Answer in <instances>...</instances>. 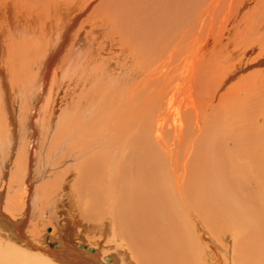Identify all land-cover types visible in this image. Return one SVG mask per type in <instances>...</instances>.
I'll return each mask as SVG.
<instances>
[{"label":"bare ground","instance_id":"bare-ground-1","mask_svg":"<svg viewBox=\"0 0 264 264\" xmlns=\"http://www.w3.org/2000/svg\"><path fill=\"white\" fill-rule=\"evenodd\" d=\"M255 51L264 0H0V264H251L264 66L228 84Z\"/></svg>","mask_w":264,"mask_h":264},{"label":"rangeland","instance_id":"rangeland-1","mask_svg":"<svg viewBox=\"0 0 264 264\" xmlns=\"http://www.w3.org/2000/svg\"><path fill=\"white\" fill-rule=\"evenodd\" d=\"M258 51H255V52H251L249 55L248 54H244V56H242V57H247V58H245L244 59V61L240 64L242 67H244V70H242V72H241V70H239L240 71V73H238L236 76H234V78L232 79V81L228 84V86L230 85V84H233L234 82H237V81H239V80H241V79H243V78H246L247 76H249L251 73H253L254 71H256L257 69H259V68H262L263 66H264V54H262L261 56H263V57H259L260 58V61L259 60H257V56H258ZM263 65V66H262ZM34 69L32 68V70H31V72L33 71ZM15 78V77H14ZM11 79V78H10ZM12 81H13V77H12V79H11ZM14 80H16V79H14ZM18 80H16V82H17ZM14 82V81H13ZM13 83V86H15L17 89H15V91H20V89H23V88H21V86H19V82H17V83ZM23 86V85H22ZM228 86L227 87H225V89H227L228 88ZM224 89V90H225ZM14 91V92H15ZM55 96L56 95H54V97H53V99L55 98ZM15 98V97H14ZM15 100V99H14ZM52 104H54V102H52ZM52 106V107H51ZM49 108V109H48ZM47 113H46V122H48L51 118H53V105H50V106H47ZM49 111H50V113H49ZM4 138H7V137H3V138H0V179H1V176H2V174L3 173H5V172H7V169L8 168H6L5 170H4V167H3V162H4V159H6L5 157L7 156V154H8V143L6 144V141L8 140V138H7V140L6 139H4ZM5 142H4V141ZM3 144V145H2ZM6 144V146H5V148H4V145ZM5 149V151L4 152H6V153H4L2 150H4ZM39 160H40V158H39ZM2 163V164H1ZM9 163V162H8ZM2 165V166H1ZM6 167V166H5ZM37 169L39 170V169H41V167H40V163H38L37 164ZM2 172V173H1ZM9 177V174L7 175V178ZM39 184H41V182L39 183ZM34 191H35V189H34ZM5 195H8V193H6L5 192ZM69 199V198H68ZM55 204H57V203H55ZM0 209L1 210H3V211H5V208H4V206L3 205H1V203H0ZM5 213V212H4ZM263 214V213H262ZM45 215H48L47 213L45 214ZM44 215V216H45ZM36 223H38V224H42L41 226L39 225V227H37V229H38V231L40 230V232L42 233V234H44V236H43V244H44V247L46 248V246L48 247V249L50 248V249H56V248H58L59 246H60V242L58 241V239L55 237V236H53L54 234H55V232L57 231L56 230V228H55V222L54 221H52V220H48V216H47V220H42L41 219V222H40V219H38V218H34L33 216H31V217H29V221H28V224H26V229H25V233L26 234H28V235H30L31 237H32V235H33V233H31V232H28V231H30V229H33V227H34V224H36ZM30 224V225H29ZM28 226V227H27ZM263 226H264V217L262 216V220H261V222H259V224H258V226L256 227L257 229H260V231H261V233H263ZM82 227H84V228H87V226H82ZM28 230V231H27ZM39 232V233H40ZM90 235H87V236H85V237H83L86 241H89V242H86L84 239L82 240V241H79V242H81V243H83V244H86V245H88L89 247H95L96 245H95V243L93 242V240H94V238H91V237H89ZM240 237H242V236H237L236 237V240H238V239H240ZM256 237L257 236H254V240L256 241V242H258L257 240H256ZM56 238V239H55ZM247 238V240L248 241H252L253 239H252V237H251V239H249L248 237H246ZM36 240H39L40 241V235L37 233V236H36ZM125 240V239H124ZM123 240V238H122V245H124V247L122 248V249H124V250H127L128 251V255L131 257L132 256V254H133V252L132 251H130L129 249H130V245H129V241H127V240H125L124 241ZM241 240H242V238H241ZM241 240H238L237 241V243H239ZM5 241V240H4ZM34 241V240H33ZM8 242H11V241H5V244H8ZM123 242H124V244H123ZM18 243H20L21 244V242H18ZM257 245H258V243H256ZM105 245H107L108 246V244L107 243H105ZM242 241L240 242V244H239V246H238V248H237V250L240 252L241 251V258H243V259H246V260H248L251 264H262L261 262H256V259H258V260H261L262 261V256H261V252L263 253V255H264V247L263 246H260L259 248H257V245H256V250L255 249H252V248H250L249 250L246 248V247H244V245H242L243 246V249H242ZM20 247H23V248H25L26 249V251H28V252H30L31 254H34V253H37V252H40V250L39 249H36V248H34L33 246H31V245H28V244H26V246H20ZM97 247V246H96ZM126 248H128V249H126ZM241 248V249H240ZM246 248V249H245ZM244 249L245 250H247V251H244ZM108 253H113V251H115L114 249H108ZM85 252H87V251H85ZM238 252V253H239ZM244 252H247V254H245ZM131 253V254H130ZM223 255H224V253L223 252H221ZM221 253H220V255H221ZM232 255H233V257L235 258V256H234V253H231ZM238 255V254H237ZM221 259H222V262H223V264H226V261H225V255L224 256H219ZM238 257H239V255H238ZM133 257H131V261L130 262H132V264H137V261L136 260H134V259H132ZM224 259V260H223ZM138 264H143V263H140L139 261H138ZM233 264H243V263H241V261H237V259L235 258L234 259V263Z\"/></svg>","mask_w":264,"mask_h":264}]
</instances>
